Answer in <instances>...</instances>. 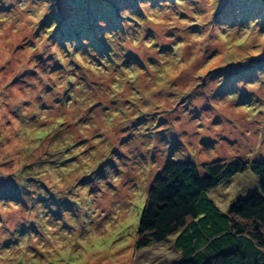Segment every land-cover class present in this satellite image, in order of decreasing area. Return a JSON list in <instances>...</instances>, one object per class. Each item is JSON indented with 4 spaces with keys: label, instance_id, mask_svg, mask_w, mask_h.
Returning <instances> with one entry per match:
<instances>
[{
    "label": "rangeland",
    "instance_id": "374dc122",
    "mask_svg": "<svg viewBox=\"0 0 264 264\" xmlns=\"http://www.w3.org/2000/svg\"><path fill=\"white\" fill-rule=\"evenodd\" d=\"M237 160L264 162V0H0V264H173L137 247L157 178Z\"/></svg>",
    "mask_w": 264,
    "mask_h": 264
},
{
    "label": "trees",
    "instance_id": "16d2710c",
    "mask_svg": "<svg viewBox=\"0 0 264 264\" xmlns=\"http://www.w3.org/2000/svg\"><path fill=\"white\" fill-rule=\"evenodd\" d=\"M114 5V4H113ZM251 171L258 186L223 210L212 192ZM175 237L173 264H264V162H169L150 190L137 247Z\"/></svg>",
    "mask_w": 264,
    "mask_h": 264
},
{
    "label": "bare ground",
    "instance_id": "6f19581e",
    "mask_svg": "<svg viewBox=\"0 0 264 264\" xmlns=\"http://www.w3.org/2000/svg\"><path fill=\"white\" fill-rule=\"evenodd\" d=\"M208 140V139H207Z\"/></svg>",
    "mask_w": 264,
    "mask_h": 264
}]
</instances>
